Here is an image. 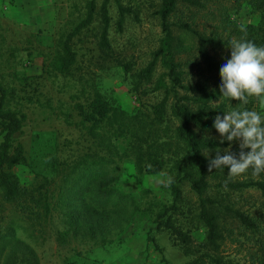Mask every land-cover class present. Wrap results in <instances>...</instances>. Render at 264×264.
<instances>
[{
    "label": "trees",
    "instance_id": "obj_1",
    "mask_svg": "<svg viewBox=\"0 0 264 264\" xmlns=\"http://www.w3.org/2000/svg\"><path fill=\"white\" fill-rule=\"evenodd\" d=\"M113 1L115 27L121 30L124 15L131 12L136 18V14L119 0ZM209 1L218 0H159L155 16L160 37L149 60L134 71L129 62L115 61L128 79L129 91L144 92L149 84L151 91H159L154 103L140 102L133 111H126L106 96L92 76L78 77L62 112L64 120L73 124L74 135L59 140L54 132H49L51 150L39 151L44 165L41 171L32 169L30 150L28 154L19 141L27 122L26 114L17 102L13 103L17 99L13 95L19 89H7L0 80V199L24 218L32 231L34 226L40 230L53 219L60 233H82L92 239L93 247H101L112 243L133 213L143 211L154 224L147 232L146 251L152 248L160 252L150 235L156 231L164 232L185 258L179 264H264V229L258 227L256 217L236 207L232 199L234 193L245 189L264 193V172L254 177L249 169L229 179L227 168L208 171V162L215 158L217 149L221 155L229 147L233 153L239 152L238 141L231 145L226 140L220 143L219 133L212 125L217 115L222 119L236 108L250 110L252 99L243 105L221 97L219 69L230 58L233 39L264 46V0H243L257 13L255 22L239 24L229 18L224 8L219 23L206 32L195 27L194 12L204 9ZM108 2L100 0L95 11V0H87L82 17L63 36L55 62L62 76H71L75 68L82 69L75 67L70 42L91 24L95 12L99 22L97 58L113 59L107 37ZM180 7L185 8V14L190 13L186 19L182 18ZM241 28L246 29V35ZM184 37L193 44L185 46ZM157 64L163 70L153 81ZM28 78L23 76V82ZM19 86L22 90L25 85ZM33 88L36 87L30 90ZM24 93L29 98L36 96L34 92L22 91L18 97ZM38 136L39 132H35L32 140ZM124 159L131 161L137 177L161 172L171 176L174 182L167 186L169 202L157 208L149 203L139 210L129 194L117 189ZM18 164L28 167L27 179L20 180L13 172ZM184 185L193 193L194 202L183 196ZM234 224L243 229L245 239H252L247 241L252 251L244 261L223 253V240ZM244 230H248L247 235ZM13 237L10 224L0 229V264H38L28 244L4 241ZM5 246L6 253L1 255ZM160 262L168 264L163 257Z\"/></svg>",
    "mask_w": 264,
    "mask_h": 264
},
{
    "label": "rangeland",
    "instance_id": "obj_2",
    "mask_svg": "<svg viewBox=\"0 0 264 264\" xmlns=\"http://www.w3.org/2000/svg\"><path fill=\"white\" fill-rule=\"evenodd\" d=\"M86 1L35 0V5H32V0H0V80L7 89H19L13 95L17 98L13 103L17 102L18 107L27 116L24 134L19 141L28 154L30 150L29 160L32 169L36 171H41L44 167L39 151L51 150L52 146L48 142L51 135L49 132H54L59 140L74 135L73 124L64 120L62 112L65 111L64 102L73 92L72 84H78V77L92 76L93 82L108 98L114 99L116 104L129 112L133 111L138 103H154L160 96L159 91H151V84L144 92L129 91L128 79L115 62H129L131 70L134 71L149 60L150 52L158 46L160 37L155 16L159 0H119L136 14V18L131 12L124 15L121 30L115 27L116 7L114 1L109 0L110 21L107 37L113 51V59L97 58L99 22L95 12L91 24L73 36L70 42V47L75 53V67L82 69L75 68L73 74L68 77L57 71L55 62L61 50L60 41L82 17ZM95 2L97 11L100 0ZM224 8H227L229 18L239 24L256 21L257 13L243 0H218L209 1L204 9L194 12L195 27L208 32L213 25L219 23ZM180 9L184 12L182 18L186 19L190 13L186 11L185 14V8ZM183 43L185 46L193 44L185 37ZM187 48L185 51H188ZM221 53L222 51L218 55ZM162 70L157 64L152 76L153 81ZM191 71L193 73V69ZM23 76H29L27 82H23ZM21 83L25 85L22 90L19 86ZM32 87L36 88L30 90ZM22 91L34 92L36 96L29 98L24 93L20 97L29 100H21L18 95H21ZM251 99L250 110L259 111L264 115V110L258 107L257 99ZM35 132H39V136L33 141ZM120 169L116 187L129 194L139 210L147 207L149 203L157 208L169 202L167 186L158 182L161 179L160 173L137 177L129 159L120 163ZM13 172L20 180L30 176L28 167L22 164L15 165ZM182 188L183 196L191 203L194 202L193 193L186 185ZM232 199L236 207L256 217L258 227L264 229V193L257 189H245L234 193ZM9 224L14 229V237L4 241H23L28 244L33 249L38 264H162L161 257L168 264H179L185 259L170 244L164 232L150 233L160 248L159 253L152 248L145 250L147 232L154 224L151 216L143 211L133 213L121 231L112 238V243L101 247H93L92 239L82 233H60V227L53 219L46 221L40 230L38 226H34L32 231L26 220L0 199V229ZM244 231L247 235L248 230ZM195 236H199V232L195 233ZM223 241V253L235 259L244 261L248 258V252L252 251L251 244L247 242L252 239H245L243 229H239L235 224ZM6 247L1 250V255L6 253Z\"/></svg>",
    "mask_w": 264,
    "mask_h": 264
},
{
    "label": "clouds",
    "instance_id": "obj_3",
    "mask_svg": "<svg viewBox=\"0 0 264 264\" xmlns=\"http://www.w3.org/2000/svg\"><path fill=\"white\" fill-rule=\"evenodd\" d=\"M240 30L246 35L245 28ZM229 48L230 58L219 69L220 96L229 103L235 100L243 105L254 97L258 107L264 110V46L246 39H233ZM212 126L219 133L220 143L226 140L231 145L238 141L239 152L233 153L229 147L223 149L221 155V150L217 149L215 158L208 162L209 172L227 168L229 179L239 177L249 169L254 177L264 172V115L261 112L236 108L224 114L222 119L217 115ZM160 177L158 182L165 186L174 182L165 172H161Z\"/></svg>",
    "mask_w": 264,
    "mask_h": 264
},
{
    "label": "crops",
    "instance_id": "obj_4",
    "mask_svg": "<svg viewBox=\"0 0 264 264\" xmlns=\"http://www.w3.org/2000/svg\"><path fill=\"white\" fill-rule=\"evenodd\" d=\"M27 1V0H26ZM28 1H31V0H28ZM33 2H32V5H35L34 3H35V0H32Z\"/></svg>",
    "mask_w": 264,
    "mask_h": 264
}]
</instances>
